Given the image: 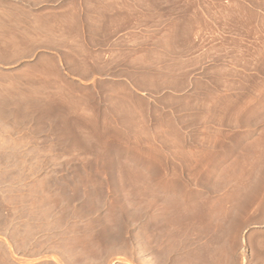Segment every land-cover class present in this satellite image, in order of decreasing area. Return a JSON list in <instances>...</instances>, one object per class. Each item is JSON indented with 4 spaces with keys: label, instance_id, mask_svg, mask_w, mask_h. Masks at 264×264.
Masks as SVG:
<instances>
[{
    "label": "rangeland",
    "instance_id": "374dc122",
    "mask_svg": "<svg viewBox=\"0 0 264 264\" xmlns=\"http://www.w3.org/2000/svg\"><path fill=\"white\" fill-rule=\"evenodd\" d=\"M106 59L113 72H86L85 58L58 67L34 56L1 58L0 80L16 82L22 102L43 94L57 104L48 120L0 121V228H14L0 233L12 245L11 262L2 261L199 264L229 256L232 245L200 238L218 225L261 219L243 210L264 207L245 199L264 195V148H237L244 137L233 134L196 137L200 148H181L163 115L169 109L137 88L138 74L128 70L136 58ZM252 123L254 133L264 127L263 119ZM223 139L234 144L212 148Z\"/></svg>",
    "mask_w": 264,
    "mask_h": 264
},
{
    "label": "crops",
    "instance_id": "0c3cea01",
    "mask_svg": "<svg viewBox=\"0 0 264 264\" xmlns=\"http://www.w3.org/2000/svg\"><path fill=\"white\" fill-rule=\"evenodd\" d=\"M17 55L57 67L64 58H85L84 71L93 73L115 70L106 58H136L137 67L128 70L137 72L136 86L153 106L169 109L163 115L181 148H200L198 139L219 134L244 137L237 148H264V127L254 133L252 123L264 120V0H0V64ZM17 88L0 80V121L48 120L54 100L42 94L22 102ZM167 97L173 102L166 107ZM230 117L240 121L236 128L219 124ZM207 129L212 134H204ZM226 144L234 142L211 145ZM254 196L245 199L264 202V195ZM243 212L261 219L218 225L214 235L201 236V244L232 247L229 256L199 264H264V207ZM11 248L0 241V264L6 256L11 262Z\"/></svg>",
    "mask_w": 264,
    "mask_h": 264
}]
</instances>
